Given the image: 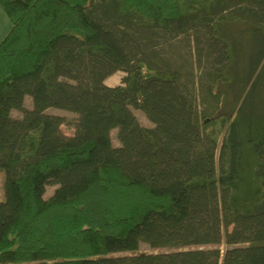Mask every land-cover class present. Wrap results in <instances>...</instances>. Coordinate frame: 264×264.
<instances>
[{"label":"trees","instance_id":"trees-1","mask_svg":"<svg viewBox=\"0 0 264 264\" xmlns=\"http://www.w3.org/2000/svg\"><path fill=\"white\" fill-rule=\"evenodd\" d=\"M0 8V264H264V0Z\"/></svg>","mask_w":264,"mask_h":264},{"label":"rangeland","instance_id":"rangeland-1","mask_svg":"<svg viewBox=\"0 0 264 264\" xmlns=\"http://www.w3.org/2000/svg\"><path fill=\"white\" fill-rule=\"evenodd\" d=\"M1 15H2V18H0V22H1V25H0V36H1L0 38L1 39L0 40H2L7 35V33L9 32V29L11 28V23L3 11H1ZM124 75H125L124 72L118 71L106 80V84L109 86L120 85ZM25 105L28 108L32 107V98L30 96H27L25 98ZM133 111L137 115V117L139 118V120L141 121L143 125L150 126V127L153 126V123L144 115L142 111L136 110V109H133ZM48 112L51 114H57V115L65 117L66 124L62 126V130L67 135L72 134L73 123L77 118V115L75 113L69 112L66 110L56 109V108H51L48 110ZM13 115L19 116V117L22 116V114L18 111H13ZM116 134H117V130L114 129L113 130V143L114 145H119V140L117 139ZM3 180H4V173L0 172V199L4 197ZM55 188H56V185H48L46 187L45 196L49 197L54 192ZM190 248H200V247L192 246ZM142 249L148 252H159V250H152V249H149L147 246H143Z\"/></svg>","mask_w":264,"mask_h":264},{"label":"crops","instance_id":"crops-1","mask_svg":"<svg viewBox=\"0 0 264 264\" xmlns=\"http://www.w3.org/2000/svg\"><path fill=\"white\" fill-rule=\"evenodd\" d=\"M1 11H2V9L0 8V18H2V15H1ZM0 25H1V22H0ZM10 30V29H9ZM1 37V36H0ZM1 39V38H0ZM4 39V38H3ZM2 39V40H3ZM2 40H0V42L2 41Z\"/></svg>","mask_w":264,"mask_h":264}]
</instances>
